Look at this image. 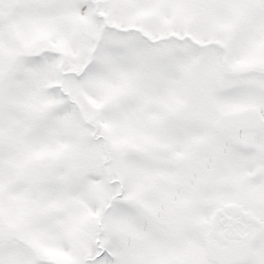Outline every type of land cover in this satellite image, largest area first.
Here are the masks:
<instances>
[{
  "label": "snow or ice",
  "instance_id": "6c2138e0",
  "mask_svg": "<svg viewBox=\"0 0 264 264\" xmlns=\"http://www.w3.org/2000/svg\"><path fill=\"white\" fill-rule=\"evenodd\" d=\"M0 264H264V0H0Z\"/></svg>",
  "mask_w": 264,
  "mask_h": 264
}]
</instances>
